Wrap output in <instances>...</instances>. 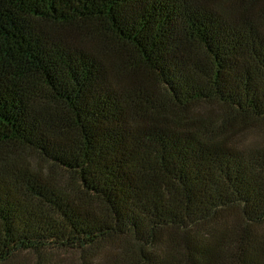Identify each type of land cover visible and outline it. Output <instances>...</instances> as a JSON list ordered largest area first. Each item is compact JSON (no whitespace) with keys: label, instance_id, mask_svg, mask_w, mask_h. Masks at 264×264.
<instances>
[{"label":"rangeland","instance_id":"374dc122","mask_svg":"<svg viewBox=\"0 0 264 264\" xmlns=\"http://www.w3.org/2000/svg\"><path fill=\"white\" fill-rule=\"evenodd\" d=\"M29 28L44 53L23 84L35 145L2 149L0 264H264V130L213 104L165 108L159 82L87 24ZM195 65L191 52L177 64L180 89ZM223 121L230 132L214 135ZM83 137L101 138L102 158L86 163ZM70 222L93 237L66 240Z\"/></svg>","mask_w":264,"mask_h":264},{"label":"trees","instance_id":"16d2710c","mask_svg":"<svg viewBox=\"0 0 264 264\" xmlns=\"http://www.w3.org/2000/svg\"><path fill=\"white\" fill-rule=\"evenodd\" d=\"M34 20L89 25L96 37L123 49L125 69L159 82L165 108L172 112L213 104L245 133L264 130V63L255 51L264 37V0H0V159L10 143L35 145L23 133V84L44 59L29 28ZM189 52L204 65H195V81L182 90L175 69ZM227 126V121L220 122L214 135L227 136ZM87 140L83 137L86 150L94 153L84 158L86 163L92 155L102 158L101 138ZM73 227L70 222L69 229ZM81 233L73 228L64 237H93ZM41 237L58 241L49 234ZM7 243L5 238L4 247Z\"/></svg>","mask_w":264,"mask_h":264}]
</instances>
